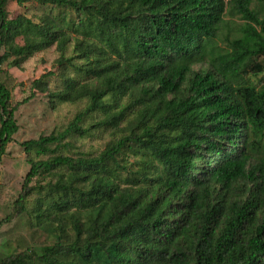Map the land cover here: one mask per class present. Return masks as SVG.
I'll use <instances>...</instances> for the list:
<instances>
[{
    "label": "trees",
    "instance_id": "obj_1",
    "mask_svg": "<svg viewBox=\"0 0 264 264\" xmlns=\"http://www.w3.org/2000/svg\"><path fill=\"white\" fill-rule=\"evenodd\" d=\"M9 1L0 0V71L23 61L22 34L38 51L55 45L82 82L65 78L51 96L87 105L63 130L20 143L43 156L28 159L22 188L42 172L55 179L50 206L33 209L37 225L53 229L52 210L75 207L73 239L59 233L0 264H264V83L244 77L264 69L254 61L264 0L261 10L252 0H14L45 6L36 20L9 18ZM226 14L243 23L222 49L214 38ZM50 73L31 88L45 92ZM32 95L11 105L0 79V159ZM87 113L100 118L84 129ZM98 128L120 133L98 153H57Z\"/></svg>",
    "mask_w": 264,
    "mask_h": 264
},
{
    "label": "rangeland",
    "instance_id": "obj_2",
    "mask_svg": "<svg viewBox=\"0 0 264 264\" xmlns=\"http://www.w3.org/2000/svg\"><path fill=\"white\" fill-rule=\"evenodd\" d=\"M44 7L35 2H27L20 6L14 0H10L6 10L9 18L25 14L36 20L38 15L45 11ZM250 7L261 10L262 4L258 0H252ZM70 16L73 17L74 14L71 13ZM262 16H264V11H261ZM242 23V19L237 16L226 14L220 30L214 38L215 43L225 49V37L232 38L239 35L238 27ZM16 42L19 45L27 46L23 61L19 67L9 64L11 59L3 63L0 79L11 90V105L21 102L32 92L33 95L16 108L14 117L18 130L13 134L12 141L5 146V151L0 159V257L23 252L27 247H35L39 252H42V247L52 246L56 243L59 233L64 243L73 239L74 232L71 228L70 216H72V212L76 214L75 207L65 214L53 209L51 213V217L54 219L51 222L53 229L45 228L44 224L37 225L33 209L38 200L42 201V208L50 206L51 195L48 190L55 179L42 172L32 180L29 186L22 188L30 166L28 159L37 160L43 156H36L34 151L30 154L25 153L20 143L40 135L63 130L75 114L83 111L87 105L85 99L62 103L51 96L52 92L63 88L65 78H73L79 83L82 82L81 77L75 73L73 68L57 63L56 59L60 52L57 51L55 45L38 51L33 46L34 38L26 34L20 35ZM71 54L70 49L64 52L65 57ZM254 61L262 64L264 68V55L257 56ZM49 71L50 75L43 77L47 83V90L41 92L32 89V81ZM244 77L259 86L264 83V69L261 72H257L255 69L248 70ZM99 118L100 115L96 113H87L81 126L86 129ZM119 133L118 130L104 128L87 131L82 137L76 136L71 141L66 139L65 141L69 143L60 148L57 153L72 157L83 153H98L109 141H114ZM58 172H66V170L59 168ZM24 193L25 197L21 202L15 203L19 195ZM54 195V199L57 198L56 192ZM19 204L23 206L20 211H18Z\"/></svg>",
    "mask_w": 264,
    "mask_h": 264
}]
</instances>
